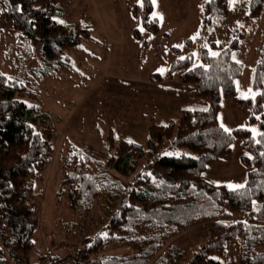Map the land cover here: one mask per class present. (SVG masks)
Here are the masks:
<instances>
[{
  "label": "trees",
  "instance_id": "trees-1",
  "mask_svg": "<svg viewBox=\"0 0 264 264\" xmlns=\"http://www.w3.org/2000/svg\"><path fill=\"white\" fill-rule=\"evenodd\" d=\"M3 1L5 18L17 39L40 48L38 79L53 75L62 56L90 39L88 28L53 18L64 0ZM228 6L229 0H203L199 25L203 36L219 25ZM135 8L131 12L136 17ZM263 14L264 0H248L243 20ZM139 23L148 33L159 30L150 0H141ZM132 37L140 38L136 27ZM238 41L236 36L219 50L214 43L201 46L198 65H192L189 53L170 62L165 78L178 72L180 84L190 86L196 99L206 100L203 107L179 109L176 121L149 123L142 142L122 138L114 146L108 135L104 150L89 145L67 148L58 199L63 197L71 209L86 214L96 198L113 189L122 192L123 199L108 207L100 228L79 245L62 242L73 247L71 253L40 264H264V39L250 77L254 94L242 99L235 97L242 70L233 59ZM172 51L177 55L179 50ZM149 78L161 80L157 73ZM222 98L249 112L256 133L246 127L228 132L222 128L217 120ZM47 116L25 82L0 72V264H7L5 253L14 264H36L28 261L40 208L34 186L53 152ZM235 139L246 167L244 187L207 181L204 170L227 154ZM176 149L180 151L175 153ZM118 176L129 179L120 182ZM201 221L209 222L206 236L191 254L164 246L178 231ZM81 228L83 222L74 235ZM109 246L126 250L108 252Z\"/></svg>",
  "mask_w": 264,
  "mask_h": 264
},
{
  "label": "rangeland",
  "instance_id": "rangeland-1",
  "mask_svg": "<svg viewBox=\"0 0 264 264\" xmlns=\"http://www.w3.org/2000/svg\"><path fill=\"white\" fill-rule=\"evenodd\" d=\"M150 1L159 26L155 34L140 27L141 0H64L53 18L88 28L90 39L82 40L62 56L53 75L38 79L35 71L41 68L40 48L17 39L11 22L5 18L4 1L0 0V72L27 84L42 111L47 113L46 124L53 133L51 160L34 186V191L39 193L40 208L31 234L29 263L40 264L53 256L71 253L73 247L62 242L79 245L83 237L100 228L110 211L108 207H115L123 199L122 192L116 194L113 189L110 194L96 198L86 214L71 209L63 197L57 198L62 159L70 145L104 150L108 135L114 146L122 138L142 142L149 123L176 121L179 109L201 107L206 102L195 99L190 86L180 84L178 72L172 78H165L173 59L189 53L192 65H198L201 46L214 43L219 50L237 36L233 59L241 63L242 70L235 83V97L242 99L254 94L250 77L264 39V14L243 20L248 0H229L227 15L203 36L199 30L203 0ZM133 5L136 17L131 12ZM135 27L140 35L138 41L132 37ZM172 48L179 50L177 55ZM151 73H157L161 80L151 81ZM248 116L246 109L229 99L220 100L217 120L222 128L246 127L256 133L255 124ZM179 151L176 149L175 153ZM240 154L235 139L230 151L209 164L203 177L228 188L242 185L246 167L240 162ZM117 179L126 182L129 177ZM81 222L85 228L74 235ZM208 225V221L192 224L167 239L164 246L182 249L185 256L191 254L205 239ZM120 248L126 250L125 246H109L106 251ZM5 256L7 264H14L6 253Z\"/></svg>",
  "mask_w": 264,
  "mask_h": 264
},
{
  "label": "snow or ice",
  "instance_id": "snow-or-ice-1",
  "mask_svg": "<svg viewBox=\"0 0 264 264\" xmlns=\"http://www.w3.org/2000/svg\"><path fill=\"white\" fill-rule=\"evenodd\" d=\"M153 2H154V0H153ZM193 39H195V37H193ZM193 55H195V53H193ZM212 55L216 56L218 54L213 52ZM181 59H183V57ZM161 71H163V70H161ZM222 127H223V125H222ZM225 131L228 132L229 130L227 128H225ZM129 142L131 143V141H129ZM229 187L235 189V188H242V187H244V185H229Z\"/></svg>",
  "mask_w": 264,
  "mask_h": 264
},
{
  "label": "crops",
  "instance_id": "crops-1",
  "mask_svg": "<svg viewBox=\"0 0 264 264\" xmlns=\"http://www.w3.org/2000/svg\"><path fill=\"white\" fill-rule=\"evenodd\" d=\"M194 98L196 99V97L194 96ZM198 100V99H197ZM204 103L201 104V107L203 106ZM194 108H200L198 106H195Z\"/></svg>",
  "mask_w": 264,
  "mask_h": 264
}]
</instances>
